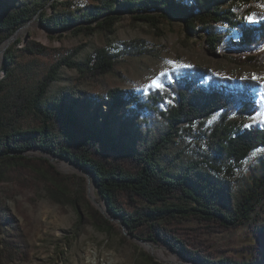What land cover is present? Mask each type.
Here are the masks:
<instances>
[{
    "label": "trees",
    "instance_id": "obj_1",
    "mask_svg": "<svg viewBox=\"0 0 264 264\" xmlns=\"http://www.w3.org/2000/svg\"><path fill=\"white\" fill-rule=\"evenodd\" d=\"M92 3V11L78 15L64 0H0V44L35 17L49 31L64 32L73 26L76 34L99 33L110 37L125 13L133 23L144 22L155 28L166 21H184L188 33L199 29L206 34L208 49L222 46L248 49L249 54L229 59L237 64L264 67V0H92ZM48 4L53 11L46 10ZM59 5L62 10L57 9ZM249 18H254V22H249ZM220 24L234 29L238 40L230 37L225 41L218 32ZM21 42L18 39L7 47L8 63L13 64L17 52L35 55L48 50L36 41L18 47ZM128 49L132 54L145 52L132 43ZM63 65L78 71L77 88L98 86L105 75L116 70L114 55L97 49L85 61L61 60L40 82L36 92L9 81L13 75L3 67L0 182L7 180L8 172L15 168L43 175L53 188L55 200L62 202L65 196H70L67 198L78 213L76 226H79L84 211L77 197L69 192L67 180L71 177L61 173L45 155L69 159L93 174L107 212L119 218L132 237L166 245L198 264H264V218L257 211L264 200V158L233 207L224 201L218 185L205 181L198 186L193 184L196 164L173 171L172 163L162 162L177 125L221 112V118L211 128L209 147L217 157L240 164L252 151L264 147V124L245 122L264 107V93L258 96L250 81L216 79L198 67L182 73L163 90L136 93L108 89L96 99L108 100L109 112L124 110L129 102L136 116L141 117L140 125L148 124L154 115L162 122L147 136L132 137L131 143H125L107 121L96 120L97 114L93 115L85 92L75 88L54 103L46 101ZM36 110L41 114V123L21 126L26 113ZM234 115L238 118L232 119ZM127 132L131 136V131ZM36 149L43 155L31 157L28 153ZM88 212L99 228L114 226L107 215L90 204ZM8 218L1 209L0 259L12 264L24 250L19 237H11L14 226L1 238L4 225L11 224ZM181 218L194 222L186 223ZM240 228L245 229V238L236 247L222 246L213 238Z\"/></svg>",
    "mask_w": 264,
    "mask_h": 264
},
{
    "label": "rangeland",
    "instance_id": "obj_2",
    "mask_svg": "<svg viewBox=\"0 0 264 264\" xmlns=\"http://www.w3.org/2000/svg\"><path fill=\"white\" fill-rule=\"evenodd\" d=\"M64 1H68L72 11H76L78 15L87 10L92 11L94 7L92 0ZM57 9L62 10L63 6L59 5ZM46 10L53 11L49 4L46 5ZM122 15L116 32L110 37L99 33L90 36L76 34L72 30L73 26L64 32L49 31L37 17L33 18L10 36H13L10 43L21 39V44L17 46L22 47L29 41H36L48 50L35 55L17 52L13 64L8 63L4 52L0 61V80L4 75L3 67L6 66L13 75L9 81L29 87L32 91L36 89L37 92L40 82L61 60L70 58L74 61H85L97 49L107 50L110 55H114L116 70L105 75L100 85H82L77 88L78 71L63 65L47 92L46 101L54 103L57 98L75 88L78 92H85L87 101L93 108V115L97 114L96 120L100 123L107 121L109 128L125 143H131L132 137L135 139L147 136L148 133L154 132L156 124L161 125L162 122L154 115L148 124L140 125L141 117L136 116L135 108L129 102L124 110L109 112L108 100L96 99L97 95H103L108 89L119 88L127 92L146 93L154 90L147 86L155 79H158L165 89L176 77L198 67L206 69L216 79L250 81L254 85L253 91L258 96L263 95L264 67L237 64L229 59L230 56L247 55L250 50L226 46L210 50L207 48L206 34L199 29L193 34L188 33L184 21L181 20L166 21L159 24V28H155L144 22L133 23L129 15ZM27 24H32L28 31L17 33ZM38 30L45 32L46 40L39 38ZM218 32L225 37V41L230 37L238 40V34L227 25L220 24ZM130 43L139 45L145 52L132 54L128 49ZM180 65L189 67L183 68L179 67ZM261 113H264V107L245 122L264 124ZM221 116L222 113L217 112L203 119L177 125L172 130L173 141L164 152L162 162L172 163L170 168L173 171L196 164L193 184L198 186L205 181L218 185L224 201L233 207L264 158V147L255 149L237 165L217 157L209 147V135L212 126ZM233 118L238 117L234 115ZM41 120L38 110L29 111L20 124L23 127L38 126ZM127 131H131V136H128ZM28 154L31 157L43 155L38 149ZM60 159L65 158L55 159L51 163L61 173L71 177L67 180L69 192L75 195L81 204L84 219L76 226L79 216L68 201L67 197L70 199V196H65L62 202L55 200L52 196L53 188L43 175L24 168L10 170L8 179L0 182V210H5V215L11 223L4 225L5 233L1 238L9 233L10 226H14L11 237H19L21 250H24L23 254L19 252L12 264H198L166 245L132 237L122 221L107 212L105 202L95 186L98 202L104 207L92 199V178L79 168L80 173L62 171L56 164V160ZM88 204L112 217L114 226L110 229L96 226L90 220ZM257 211L264 218V200ZM181 220L186 223L194 222L191 218ZM213 238L222 246L236 247L245 238V229L228 231ZM0 264L8 263L0 259Z\"/></svg>",
    "mask_w": 264,
    "mask_h": 264
},
{
    "label": "bare ground",
    "instance_id": "obj_3",
    "mask_svg": "<svg viewBox=\"0 0 264 264\" xmlns=\"http://www.w3.org/2000/svg\"><path fill=\"white\" fill-rule=\"evenodd\" d=\"M31 27H32V24L24 25L18 30L17 33H22V32L28 31ZM38 36H39L40 39L46 40V34H45V32L43 30H38ZM8 44H10V43L7 42V40H5V42H3L0 45V61L2 60L3 54H4L5 50L7 49ZM56 164L64 172H67V173H80L78 167L75 166V165H72L67 159H60V161L56 160ZM94 186H95V184H94V182L92 180V182H91V190H90L91 197H92V199L95 202L99 203L101 206L104 207V205L102 203L98 202V198H97L96 192L94 190Z\"/></svg>",
    "mask_w": 264,
    "mask_h": 264
},
{
    "label": "water",
    "instance_id": "obj_4",
    "mask_svg": "<svg viewBox=\"0 0 264 264\" xmlns=\"http://www.w3.org/2000/svg\"><path fill=\"white\" fill-rule=\"evenodd\" d=\"M13 36L12 37H9L7 38L6 40L10 43L11 40H12ZM46 158H48L52 163L55 159H58L60 157L56 156V155H45ZM70 163L76 165L82 172H85L88 174V176H90L95 184V180H94V176L92 173L88 172L83 166L79 165V164H76L74 162H72L71 160L67 159ZM109 217V216H108ZM110 219H113L112 217H109Z\"/></svg>",
    "mask_w": 264,
    "mask_h": 264
},
{
    "label": "snow or ice",
    "instance_id": "obj_5",
    "mask_svg": "<svg viewBox=\"0 0 264 264\" xmlns=\"http://www.w3.org/2000/svg\"><path fill=\"white\" fill-rule=\"evenodd\" d=\"M249 22H254V18H249ZM169 63H174V62H169ZM179 67H189L187 65H180ZM161 75H165V73H161ZM147 88L149 89H156V90H162L163 89V85L159 82L158 79L153 80L148 86ZM261 119L264 120V113H261Z\"/></svg>",
    "mask_w": 264,
    "mask_h": 264
}]
</instances>
